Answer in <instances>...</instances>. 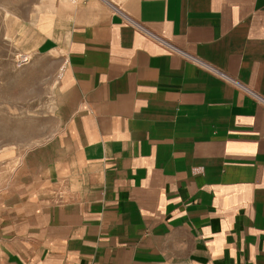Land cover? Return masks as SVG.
Wrapping results in <instances>:
<instances>
[{"label":"crops","instance_id":"0c3cea01","mask_svg":"<svg viewBox=\"0 0 264 264\" xmlns=\"http://www.w3.org/2000/svg\"><path fill=\"white\" fill-rule=\"evenodd\" d=\"M51 2L59 126L0 191V264H264V0Z\"/></svg>","mask_w":264,"mask_h":264},{"label":"rangeland","instance_id":"374dc122","mask_svg":"<svg viewBox=\"0 0 264 264\" xmlns=\"http://www.w3.org/2000/svg\"><path fill=\"white\" fill-rule=\"evenodd\" d=\"M51 1L0 0V191L23 153L59 126L53 113L62 61L50 46L37 49L39 16L55 14Z\"/></svg>","mask_w":264,"mask_h":264},{"label":"built area","instance_id":"2783aa9c","mask_svg":"<svg viewBox=\"0 0 264 264\" xmlns=\"http://www.w3.org/2000/svg\"><path fill=\"white\" fill-rule=\"evenodd\" d=\"M193 60H195L197 63L201 62L200 60L198 59H195V58H192ZM223 77H227L226 75L222 74ZM231 79V78H230ZM233 81H235L234 79H232ZM237 83V81H235Z\"/></svg>","mask_w":264,"mask_h":264},{"label":"bare ground","instance_id":"6f19581e","mask_svg":"<svg viewBox=\"0 0 264 264\" xmlns=\"http://www.w3.org/2000/svg\"><path fill=\"white\" fill-rule=\"evenodd\" d=\"M51 27H45L43 28V30H49Z\"/></svg>","mask_w":264,"mask_h":264}]
</instances>
